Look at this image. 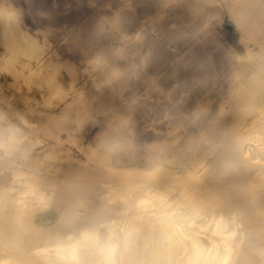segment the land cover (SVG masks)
Returning <instances> with one entry per match:
<instances>
[{
  "label": "bare ground",
  "instance_id": "6f19581e",
  "mask_svg": "<svg viewBox=\"0 0 264 264\" xmlns=\"http://www.w3.org/2000/svg\"><path fill=\"white\" fill-rule=\"evenodd\" d=\"M18 1L0 0V264H264V0H91L100 50L68 90ZM221 7L243 50L171 58Z\"/></svg>",
  "mask_w": 264,
  "mask_h": 264
},
{
  "label": "rangeland",
  "instance_id": "374dc122",
  "mask_svg": "<svg viewBox=\"0 0 264 264\" xmlns=\"http://www.w3.org/2000/svg\"><path fill=\"white\" fill-rule=\"evenodd\" d=\"M90 2H91V0H33V2H32V0H27V2H26V0H19L18 4H17V8L19 10L18 14L20 16L24 15L23 16L24 24L26 25L25 28L27 29L26 31H27L28 35H30L32 37L34 36L33 39L35 41L39 40V39L41 40V38H42L44 40V42L47 43V46L50 49L52 48V50H55L54 51L55 56L54 55L50 56L51 60L53 59V61H50L51 63H49V67L51 68V66H52V68H51L52 70H53V67L55 69L56 68L57 69L56 70L54 69L53 72L51 71L53 73L52 74L49 71L50 68L48 67V72L50 74H52V76L50 75V79L52 77L53 78L56 77V78H54V80L56 82L58 80H60V81H58V83L60 82L58 84L55 81H53V78H52L51 84H53V85L56 84L57 86L61 85L63 89L65 88V90H68V87L71 86L73 83L74 84H78V83L80 84V82L82 83L83 78H84V71H86V69L88 70V68H86V67H88L87 66V64H88L87 59H89V56L91 58L90 51L94 50V49L100 50V47L93 48L94 46L91 47V45H90V42L92 41L91 40L92 39L91 38L92 31H94V29L92 30V24H93L94 19H95L94 15L91 11L92 10V8H91L92 2L91 3ZM221 9L219 12L218 11L215 12V15L213 14L214 17L211 20V24L208 25V28L210 30V32H209L210 36L208 35V37L210 39L208 38L207 40H205L206 41L205 42L203 39H206V38H203L202 36H198L195 34L193 36L192 32H189L190 35L187 34L189 37V38L187 37L188 40L187 41L185 40L186 42L184 41V43H186V44L182 45L181 49L179 48L180 50H178L177 53L172 51L171 52V58H174V59L177 58V60L181 59V57H185V58L187 57L188 59L198 58L197 60H199L202 63V62H209V61L213 60V58L216 57L214 59L215 61L223 62L226 59H228L229 53H230V51L232 52L233 48L236 49L238 52H241L243 49L240 47V43H239V39H238L239 38V31L236 30L235 24L230 19L229 11L226 9V7H224V8L221 7ZM20 10H21V12H20ZM57 14H59V16H60L59 17L60 18L59 19L60 20L59 26L53 25L51 27L50 26L47 27L48 23L55 22L54 20H55V17ZM38 15H39V17H38ZM36 16H37V18H36ZM52 16L54 17V19H52L53 18ZM141 17H143V16H140V18ZM194 17H196V19L199 18V20H201V21H203V19H204L203 17L200 19L199 15L194 16ZM140 18H138V19H140ZM135 20L137 21V18ZM131 21H133V20H131ZM191 25L192 24H190V26ZM215 33H216V35H215ZM153 35L156 36L155 33ZM211 36H213V38L214 37L215 38L213 39ZM231 46L233 47L232 49H230ZM227 48L229 51L227 50ZM167 50H170V48H168ZM217 50H219V51H217ZM181 51H184V53H182ZM179 53H180V55H179ZM216 53L218 55H216ZM219 54L222 56H220ZM177 55H179V56H177ZM187 55H189L190 57H188ZM54 61L57 63H55ZM85 65H86V67H85ZM84 68H86V69H84ZM223 74H225V72ZM141 79L142 78H140L138 80L135 79L136 81L134 79L132 80L133 81V82H131L132 85L130 87H128V90L129 89L130 90L129 91L127 90V94H129V95H127L128 97L135 96V94L138 92L141 96V97L140 96L139 97L142 98L141 94H142L143 87H142V84L140 86L139 82H138ZM134 82L135 83L137 82V84H135ZM56 85H54V86H56ZM133 85H135V86H133ZM138 86L140 89L139 88L137 89ZM58 87H60V86H58ZM62 88L60 87V89H62ZM86 90L89 92L88 93L86 91V95H85L87 97L89 96L88 99L89 98L90 99L91 98L96 99V97L94 98V95L97 96L99 91L95 92V90H93V92H92L89 89H86ZM135 90H137V91L134 92ZM54 91H56V89ZM133 93H135V94H133ZM57 94L58 93H56V92H52L48 98L50 100H47V101L50 103L51 102L53 103V102H55V100L62 99V98H60V94H58L59 98H57L58 97ZM137 95L138 94H136V96ZM31 99L33 101V103H32L33 107L34 106H40L41 103L44 102V101H42L43 98L40 95L39 96L35 95ZM36 102H37V104H36ZM115 103L117 104V102H115ZM107 106H108V104H107ZM107 106H105V107H107ZM95 111L96 110H94V112ZM25 112L28 114L27 110ZM32 115H33V113L31 114V116ZM62 121H63V118H62ZM84 122L86 124H88V125H86V127H90L91 129L89 128L90 130L88 131L87 137L84 138L83 141H81V138H80L79 142L81 141L84 145H86L85 142L87 144L93 142V140H94L93 137H95L96 131H98L100 129V127L96 122H92V120H89V121L85 120ZM62 133H63V131H62ZM77 143H78V141H76L75 143L71 140L67 141V144L71 145V147L73 149V150H71V153L73 152L72 154H74V151H75V153L80 154V152H79L80 149H79V146L77 145ZM75 147H77V148H75ZM81 156H83V154ZM45 157L47 158V156H45ZM48 159H49V157H48ZM64 161L63 162L66 164L69 163L68 162L69 160L67 161L65 159Z\"/></svg>",
  "mask_w": 264,
  "mask_h": 264
}]
</instances>
